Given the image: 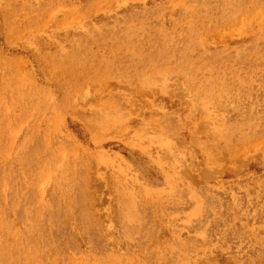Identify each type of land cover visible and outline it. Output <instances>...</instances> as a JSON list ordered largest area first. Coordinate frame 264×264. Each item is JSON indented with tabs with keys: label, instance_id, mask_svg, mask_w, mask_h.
I'll return each instance as SVG.
<instances>
[{
	"label": "rangeland",
	"instance_id": "1",
	"mask_svg": "<svg viewBox=\"0 0 264 264\" xmlns=\"http://www.w3.org/2000/svg\"><path fill=\"white\" fill-rule=\"evenodd\" d=\"M0 264H264V0H0Z\"/></svg>",
	"mask_w": 264,
	"mask_h": 264
}]
</instances>
